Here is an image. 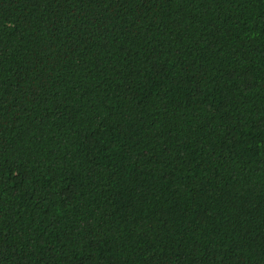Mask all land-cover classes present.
<instances>
[{
    "label": "trees",
    "instance_id": "1",
    "mask_svg": "<svg viewBox=\"0 0 264 264\" xmlns=\"http://www.w3.org/2000/svg\"><path fill=\"white\" fill-rule=\"evenodd\" d=\"M0 264H264V0H0Z\"/></svg>",
    "mask_w": 264,
    "mask_h": 264
}]
</instances>
